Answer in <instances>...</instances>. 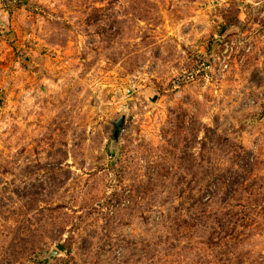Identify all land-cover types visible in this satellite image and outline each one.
Wrapping results in <instances>:
<instances>
[{"label": "rangeland", "instance_id": "1", "mask_svg": "<svg viewBox=\"0 0 264 264\" xmlns=\"http://www.w3.org/2000/svg\"><path fill=\"white\" fill-rule=\"evenodd\" d=\"M0 264H264V0H0Z\"/></svg>", "mask_w": 264, "mask_h": 264}, {"label": "water", "instance_id": "2", "mask_svg": "<svg viewBox=\"0 0 264 264\" xmlns=\"http://www.w3.org/2000/svg\"><path fill=\"white\" fill-rule=\"evenodd\" d=\"M123 122H124V118L119 119V120L116 122L117 127H119Z\"/></svg>", "mask_w": 264, "mask_h": 264}]
</instances>
